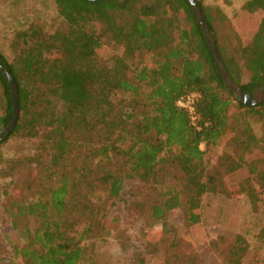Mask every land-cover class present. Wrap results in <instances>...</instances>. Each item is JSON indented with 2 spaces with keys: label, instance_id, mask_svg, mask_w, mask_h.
I'll list each match as a JSON object with an SVG mask.
<instances>
[{
  "label": "trees",
  "instance_id": "obj_1",
  "mask_svg": "<svg viewBox=\"0 0 264 264\" xmlns=\"http://www.w3.org/2000/svg\"><path fill=\"white\" fill-rule=\"evenodd\" d=\"M53 1L62 29L47 34L35 26L31 40L16 34L10 62L0 53L17 90L18 119L7 138L38 139L48 157L34 180L33 199L15 204L19 212L11 227L25 241L0 243V263L80 264L85 243L102 234L101 220L126 181L136 182L143 194L132 198L130 213L166 238L176 209L184 210L189 226L199 224L205 195L232 198L220 171L204 168L201 146L221 140L233 152L220 168H246L244 194L252 204L264 195V137L257 138L250 126L253 117L264 120V100L246 107L226 87L187 0ZM194 2L230 80L243 94L264 89V18L242 45L232 31L219 39L216 10L205 0ZM243 9L264 12V0H246ZM108 47L114 53L103 57ZM245 73L249 79L242 82ZM191 93L199 96V129L176 106ZM118 96L123 100L115 102ZM0 109L4 128L12 102L2 71ZM259 145L261 158L244 160ZM22 168L12 163L6 175ZM160 180L167 185L158 190ZM248 250L242 235L233 236L222 264H242ZM165 258L166 264L177 260L173 252ZM181 264L198 261L189 256Z\"/></svg>",
  "mask_w": 264,
  "mask_h": 264
},
{
  "label": "rangeland",
  "instance_id": "obj_2",
  "mask_svg": "<svg viewBox=\"0 0 264 264\" xmlns=\"http://www.w3.org/2000/svg\"><path fill=\"white\" fill-rule=\"evenodd\" d=\"M245 2L246 0H205L218 13L217 18L221 23L217 29L219 39H223L226 34L230 35L229 31H232L242 45L250 42L264 18V12L248 13L243 9ZM35 26L47 34L63 28L53 0H0V53L8 62L12 60L10 44L16 34L21 33L31 40L35 35ZM211 37L215 42L214 37ZM106 51L102 54L103 57H106V53H114L109 47ZM117 52L121 53L119 48ZM248 79L249 74L245 73L242 82ZM263 90L255 91L257 100H260L259 92ZM121 100L123 97L118 96L115 102ZM250 126L257 138L264 137V120L253 117ZM227 142V139L221 140L211 148L202 145L201 149L205 152V173L218 169L232 198L205 195L200 210L201 221L194 226L186 223L183 209L174 210L168 217L172 234L167 239L168 235L161 229L130 213L128 206L132 198L140 199L143 194L136 182L126 181L120 199L113 206L107 207L101 220L102 234L85 243V258L80 264H166L165 257L169 252L177 257V260L170 261L171 264H181L183 258L189 256H195L198 264H222L223 255L235 235H242L249 244L242 264H264V195L256 188L259 198L252 204L244 194L245 180L248 178L246 168L233 173H225L220 168L226 153L233 152ZM261 153L259 145L251 155L245 153L243 158L256 161L261 158ZM47 158V151L40 146L38 139L13 134L0 142L1 244L24 243L21 233L13 231L11 227L12 217L19 212L15 204L25 206L33 199L34 180ZM12 163L22 164V173L6 175ZM164 185H167V181L160 180L156 188L161 190ZM143 192L146 193V190ZM172 242L174 245L171 249L169 246ZM0 264L8 262L2 261Z\"/></svg>",
  "mask_w": 264,
  "mask_h": 264
},
{
  "label": "water",
  "instance_id": "obj_3",
  "mask_svg": "<svg viewBox=\"0 0 264 264\" xmlns=\"http://www.w3.org/2000/svg\"><path fill=\"white\" fill-rule=\"evenodd\" d=\"M84 2H95L97 0H81ZM189 5L192 8V12L197 20V23L200 25L203 35L208 43L214 58L215 65L218 70L219 76L223 79L226 87L233 93V95L246 107H255L258 103H261L264 100V90L259 92L260 100H257L256 92H253L251 95L243 94L240 88L235 85L228 75L226 74L224 67L221 64L219 54L209 31L207 30L204 21L202 19L201 13L195 4L194 0H187ZM0 71L3 72L4 77L6 78L10 90L11 102H12V119L8 126L0 129V142L6 139L13 131L16 121L18 119V104H17V90L13 78L10 76L9 72L4 68L0 63Z\"/></svg>",
  "mask_w": 264,
  "mask_h": 264
},
{
  "label": "built area",
  "instance_id": "obj_4",
  "mask_svg": "<svg viewBox=\"0 0 264 264\" xmlns=\"http://www.w3.org/2000/svg\"><path fill=\"white\" fill-rule=\"evenodd\" d=\"M198 100H199L198 94L191 93L176 101V106L179 109L186 112L189 118L190 125L195 129H199V125H198L199 117L196 110V104Z\"/></svg>",
  "mask_w": 264,
  "mask_h": 264
}]
</instances>
